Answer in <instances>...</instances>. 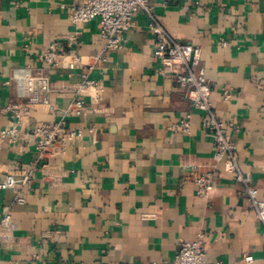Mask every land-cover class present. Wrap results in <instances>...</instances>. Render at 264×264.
Listing matches in <instances>:
<instances>
[{"label": "crops", "instance_id": "1", "mask_svg": "<svg viewBox=\"0 0 264 264\" xmlns=\"http://www.w3.org/2000/svg\"><path fill=\"white\" fill-rule=\"evenodd\" d=\"M79 1L0 0V131L12 119L3 109L20 99L12 79L18 68H43L58 88L51 98L55 109L32 105L18 141H1L0 182L31 167L38 122L58 120L75 97L86 100L85 113L69 117L81 135L65 155L41 166L25 187H0V215L10 211L17 224L13 232L0 231V264L165 261L199 233L205 234L209 262L264 264L263 223L240 194L243 185L216 158L204 111L155 56L145 13L135 15L124 46L93 69L104 87L99 96L91 88L74 92L84 69L66 59L52 68L39 60L53 43L71 55L101 49L99 19L79 28L70 21V7ZM152 2L176 39L203 47L214 109L233 123L241 169L264 200V0ZM76 30L73 42L69 36ZM188 114L186 132L178 125ZM192 165L214 166L211 193L198 194ZM247 254L252 262L244 261Z\"/></svg>", "mask_w": 264, "mask_h": 264}, {"label": "built area", "instance_id": "2", "mask_svg": "<svg viewBox=\"0 0 264 264\" xmlns=\"http://www.w3.org/2000/svg\"><path fill=\"white\" fill-rule=\"evenodd\" d=\"M139 11L147 15L149 29L155 36V56L171 71L177 83L186 90L194 107L204 111L203 124L213 135L217 151L216 158L222 161L225 170L233 173L235 179L243 185L240 194L250 199L258 219L264 226V200L258 197V190L252 185L251 175L244 173L241 169L238 146L231 134L233 123H225L217 116L214 109L211 99L212 87L202 59L203 47L176 39L158 18L152 0H80L72 4L69 16L71 23L76 28H79L80 24L85 21L99 19L100 34L103 38L101 49L91 56L71 55L62 53L58 45L53 43L45 51L39 53L38 58L46 62L50 68L66 59L70 67L84 69L83 82L78 88L73 89L74 92H80L81 88H91L99 96L104 91V87L98 79L92 77L91 73L93 69L105 65L111 53L124 46L127 41V32L134 25V17ZM78 34L79 31L76 30L69 36V39L77 42ZM12 79L16 82V91L20 99L11 102L3 109V111L11 113L12 119L10 126L6 130L0 131V144L6 138L11 142L18 141L21 135L20 125L30 116L32 105L43 103L55 109L51 98L58 88L45 69L21 67L14 71ZM62 88L67 89L66 86H62ZM230 96V93L227 92L224 97L228 99ZM85 111L86 100L75 97L58 120L38 122L32 131V136L36 141L37 157L29 169H24L19 173H8L5 179L0 182V187H25L33 181L41 166L44 168L52 161L61 159L67 148L73 146L81 135L80 131L71 126L69 117L82 115ZM178 127L183 131H190L191 114L183 118ZM189 170L197 185L198 194L207 195L214 190L216 183L214 166L201 170L199 166L192 165ZM17 201L24 203L25 198L18 196ZM16 228V221L10 211L0 215V231L13 232ZM1 245L2 240L0 239ZM253 260L254 257L251 254L244 257L245 262ZM142 264L229 263L224 261L209 262L205 234L199 233L192 240L182 241L180 249L173 259L149 261Z\"/></svg>", "mask_w": 264, "mask_h": 264}]
</instances>
